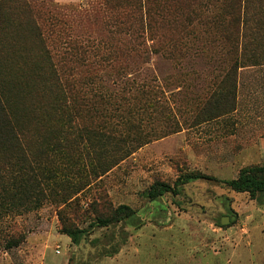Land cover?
Masks as SVG:
<instances>
[{
  "label": "rangeland",
  "instance_id": "obj_1",
  "mask_svg": "<svg viewBox=\"0 0 264 264\" xmlns=\"http://www.w3.org/2000/svg\"><path fill=\"white\" fill-rule=\"evenodd\" d=\"M161 1L119 0L116 10L106 0H0V80L12 85L24 71L22 90H32L51 55L76 93L72 116L49 115L32 133L31 184L15 207L0 206V264H264V204L248 194L195 179L180 194L143 195L155 182L232 180L264 166V147L239 154L264 138V28L238 48L201 32L182 47L176 26L147 19ZM205 2L210 16L231 21L223 8L235 13V0ZM258 9L252 3L246 14ZM111 92L123 98L118 110L92 104L94 94ZM36 142L46 146L38 162ZM6 154L18 160V150L0 149ZM120 206L134 214L92 225ZM79 232L75 244L70 233ZM12 237L23 241L8 248Z\"/></svg>",
  "mask_w": 264,
  "mask_h": 264
},
{
  "label": "trees",
  "instance_id": "obj_2",
  "mask_svg": "<svg viewBox=\"0 0 264 264\" xmlns=\"http://www.w3.org/2000/svg\"><path fill=\"white\" fill-rule=\"evenodd\" d=\"M167 1H161V8H158L154 13L151 12L152 10H146V16L147 19L154 17V22L161 26H176L180 35H182L180 38L182 47L184 46V39L190 36L196 37L201 32V34L214 36L222 43L231 42L235 46L237 45L238 48L240 39L246 40L251 35L250 33H253V30H256V34H261L262 31L258 30V28H264V0H235V13L228 12L223 8L225 14L231 17V23L217 20L219 17H215V15L210 16V13L207 12L206 0ZM181 1L185 4V9L181 10L178 8L172 11L173 7L170 4ZM118 2L119 0H106L107 5H111V8L116 10L118 8L115 4L117 5ZM252 3H256L259 7L258 16L248 17L246 11ZM3 4L0 3V8L6 10ZM123 12L121 18L128 19L129 16L127 15L129 14ZM1 21L3 20L0 18ZM115 23L123 24L120 21V17H116ZM218 26L222 30L218 31ZM197 30L199 31L195 35ZM38 32L39 28L36 26L35 33L37 34ZM37 40L40 44L44 43L39 33ZM166 44L169 43L166 42ZM46 58L48 66L41 69L38 74V80L43 84L37 85L32 90H27L25 93L22 90L23 83L21 80H28L29 78L24 71H20V81L16 80L12 85L4 78L0 80V149L8 148V152L12 149L18 150V160L14 162L8 158V153L4 158L0 157V206L8 204L7 207L9 208L15 207L22 200V195L20 196L19 193L25 191L31 184V178H27V167L29 164L27 151L33 145L32 133H39L41 128H46L42 122L45 123L44 121L49 115L53 116V118L59 117L61 114L72 116L75 111L71 103L72 97L76 96L73 87L61 77L52 61L51 55H46ZM122 92L124 94L125 90ZM33 95L36 98L32 100ZM121 101H123V98L116 92H111L110 95L97 93L91 99L92 104L106 103L105 105L115 110L119 109ZM27 102L29 103L27 104ZM56 130V127H50V131L55 132ZM104 138L106 141L113 143H119L120 141V138L108 134ZM43 145L41 142L35 143L38 150L34 155L35 157H33L34 161L38 162L41 157H44L46 146L43 147ZM39 148L41 152H39ZM13 167L17 168V175H12L11 169ZM195 179L203 180L207 184L235 193H246L251 200L264 204V166L245 167L239 172L238 177L232 180H222L204 174H189L181 176L173 187L163 182H155L143 195L152 201L165 194H180L182 187ZM133 214L134 211L128 206H120L114 211L111 218H99L92 225L109 227L118 224L122 219L128 218ZM79 234L80 232L76 234L70 233L75 244L79 243ZM22 241L23 238L12 237L9 239L8 248L17 247ZM117 251L118 248L115 249L114 253H117Z\"/></svg>",
  "mask_w": 264,
  "mask_h": 264
},
{
  "label": "crops",
  "instance_id": "obj_3",
  "mask_svg": "<svg viewBox=\"0 0 264 264\" xmlns=\"http://www.w3.org/2000/svg\"><path fill=\"white\" fill-rule=\"evenodd\" d=\"M256 146H258V148H257L258 150H262L261 147H264V138L263 139H259V144H257V145H254V141L251 142V143H249L248 147H245V148H243V149H241L239 151L240 152L239 154H242L243 155V154H248L250 152H253L254 151V148ZM220 223H221V221H220Z\"/></svg>",
  "mask_w": 264,
  "mask_h": 264
},
{
  "label": "water",
  "instance_id": "obj_4",
  "mask_svg": "<svg viewBox=\"0 0 264 264\" xmlns=\"http://www.w3.org/2000/svg\"><path fill=\"white\" fill-rule=\"evenodd\" d=\"M235 220V214H232V216H225L221 219V224L225 225V224H230L231 222H233Z\"/></svg>",
  "mask_w": 264,
  "mask_h": 264
}]
</instances>
